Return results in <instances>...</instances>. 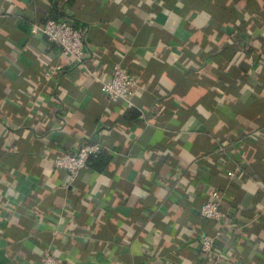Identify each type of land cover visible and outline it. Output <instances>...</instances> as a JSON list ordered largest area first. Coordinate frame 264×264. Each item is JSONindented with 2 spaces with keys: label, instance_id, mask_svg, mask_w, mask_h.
<instances>
[{
  "label": "crops",
  "instance_id": "0c3cea01",
  "mask_svg": "<svg viewBox=\"0 0 264 264\" xmlns=\"http://www.w3.org/2000/svg\"><path fill=\"white\" fill-rule=\"evenodd\" d=\"M58 16L83 62L32 33ZM117 62L138 82L112 102ZM96 143L75 180L55 167ZM216 189V245L264 264V0H0V264H207Z\"/></svg>",
  "mask_w": 264,
  "mask_h": 264
},
{
  "label": "built area",
  "instance_id": "2783aa9c",
  "mask_svg": "<svg viewBox=\"0 0 264 264\" xmlns=\"http://www.w3.org/2000/svg\"><path fill=\"white\" fill-rule=\"evenodd\" d=\"M33 34L42 33L49 42L60 47L61 51L69 56L73 63L84 61L87 49L85 45V30L70 16L58 19H47L42 24H34L31 28ZM137 78L121 62L114 64L109 76L101 79V90L112 102L127 99L135 94ZM103 147L101 144H85L77 152H62L54 159L56 168L66 171L70 180H75L81 169L87 166L91 156L99 154ZM229 176H234L235 172L227 171ZM223 192L216 189L211 197L201 206L199 214L207 219L221 222L222 227L213 234H205L201 238V250L208 255L207 264H236L232 260V254L216 245L226 230L224 220L227 213L221 208ZM41 264H65V262L46 252Z\"/></svg>",
  "mask_w": 264,
  "mask_h": 264
},
{
  "label": "trees",
  "instance_id": "16d2710c",
  "mask_svg": "<svg viewBox=\"0 0 264 264\" xmlns=\"http://www.w3.org/2000/svg\"><path fill=\"white\" fill-rule=\"evenodd\" d=\"M61 17H62V16H58V17H55V18H53V19H58V18H61ZM49 19H50V18H49ZM91 158H92V157H91ZM91 158H90V159H91Z\"/></svg>",
  "mask_w": 264,
  "mask_h": 264
}]
</instances>
